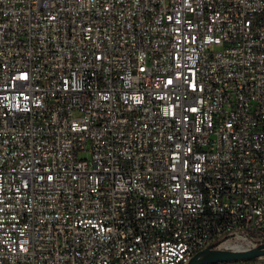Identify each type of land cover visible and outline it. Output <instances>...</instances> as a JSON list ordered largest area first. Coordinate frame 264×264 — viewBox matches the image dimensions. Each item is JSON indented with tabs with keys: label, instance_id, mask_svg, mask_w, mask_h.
<instances>
[{
	"label": "built area",
	"instance_id": "built-area-1",
	"mask_svg": "<svg viewBox=\"0 0 264 264\" xmlns=\"http://www.w3.org/2000/svg\"><path fill=\"white\" fill-rule=\"evenodd\" d=\"M237 239H264V0H0V264Z\"/></svg>",
	"mask_w": 264,
	"mask_h": 264
},
{
	"label": "water",
	"instance_id": "water-1",
	"mask_svg": "<svg viewBox=\"0 0 264 264\" xmlns=\"http://www.w3.org/2000/svg\"><path fill=\"white\" fill-rule=\"evenodd\" d=\"M260 258H264V243L244 250L221 249L212 244L198 252L188 264H228L252 262Z\"/></svg>",
	"mask_w": 264,
	"mask_h": 264
},
{
	"label": "rangeland",
	"instance_id": "rangeland-1",
	"mask_svg": "<svg viewBox=\"0 0 264 264\" xmlns=\"http://www.w3.org/2000/svg\"><path fill=\"white\" fill-rule=\"evenodd\" d=\"M232 243V244H237L238 246H241V247H243V249H250V248H252V244H251V242H250V240H247V241H245V242H243V241H238V240H236V241H234V240H232V241H227L226 242V244L227 243ZM255 242H257V244H256V246L257 245H259L260 243H264V239L262 240V239H260V241H254V242H252L253 244H255ZM225 242H223L222 244H221V246H220V248L221 249H224V248H227L226 247V244H224ZM228 264H264V258H260V259H258V260H255V261H252V262H237V263H228Z\"/></svg>",
	"mask_w": 264,
	"mask_h": 264
},
{
	"label": "bare ground",
	"instance_id": "bare-ground-1",
	"mask_svg": "<svg viewBox=\"0 0 264 264\" xmlns=\"http://www.w3.org/2000/svg\"><path fill=\"white\" fill-rule=\"evenodd\" d=\"M238 241H244V239H237ZM227 242V241H226ZM226 242L224 244H226ZM226 247L228 249H232V250H242L243 247L238 246L237 244H230L229 242L226 244Z\"/></svg>",
	"mask_w": 264,
	"mask_h": 264
},
{
	"label": "trees",
	"instance_id": "trees-1",
	"mask_svg": "<svg viewBox=\"0 0 264 264\" xmlns=\"http://www.w3.org/2000/svg\"><path fill=\"white\" fill-rule=\"evenodd\" d=\"M256 235H257L256 232H252V233H251V236H252V237H254V236H256ZM222 242H223V241H217V242H215V243H214L215 247L219 246Z\"/></svg>",
	"mask_w": 264,
	"mask_h": 264
}]
</instances>
